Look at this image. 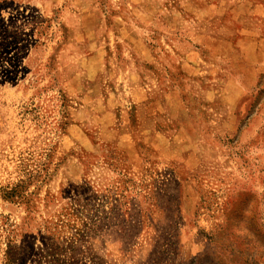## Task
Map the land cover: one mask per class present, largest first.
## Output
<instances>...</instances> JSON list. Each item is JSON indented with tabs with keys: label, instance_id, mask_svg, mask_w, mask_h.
I'll return each instance as SVG.
<instances>
[{
	"label": "rangeland",
	"instance_id": "374dc122",
	"mask_svg": "<svg viewBox=\"0 0 264 264\" xmlns=\"http://www.w3.org/2000/svg\"><path fill=\"white\" fill-rule=\"evenodd\" d=\"M0 264H264V0H0Z\"/></svg>",
	"mask_w": 264,
	"mask_h": 264
},
{
	"label": "trees",
	"instance_id": "16d2710c",
	"mask_svg": "<svg viewBox=\"0 0 264 264\" xmlns=\"http://www.w3.org/2000/svg\"><path fill=\"white\" fill-rule=\"evenodd\" d=\"M40 177L31 176L27 182L20 181L9 190L2 192V199L10 202L27 203L28 187L31 183L37 182Z\"/></svg>",
	"mask_w": 264,
	"mask_h": 264
}]
</instances>
